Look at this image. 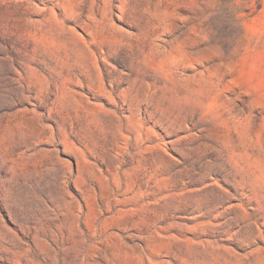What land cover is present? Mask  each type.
<instances>
[{"label":"rangeland","instance_id":"obj_1","mask_svg":"<svg viewBox=\"0 0 264 264\" xmlns=\"http://www.w3.org/2000/svg\"><path fill=\"white\" fill-rule=\"evenodd\" d=\"M0 264H264V0H0Z\"/></svg>","mask_w":264,"mask_h":264}]
</instances>
